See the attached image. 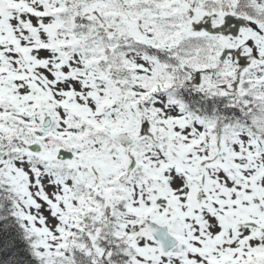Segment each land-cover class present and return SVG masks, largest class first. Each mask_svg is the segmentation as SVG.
Listing matches in <instances>:
<instances>
[{"label": "snow or ice", "instance_id": "obj_1", "mask_svg": "<svg viewBox=\"0 0 264 264\" xmlns=\"http://www.w3.org/2000/svg\"><path fill=\"white\" fill-rule=\"evenodd\" d=\"M0 264H264V0H0Z\"/></svg>", "mask_w": 264, "mask_h": 264}]
</instances>
